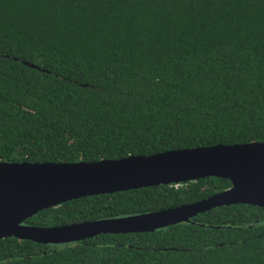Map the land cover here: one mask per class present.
<instances>
[{
  "label": "trees",
  "instance_id": "1",
  "mask_svg": "<svg viewBox=\"0 0 264 264\" xmlns=\"http://www.w3.org/2000/svg\"><path fill=\"white\" fill-rule=\"evenodd\" d=\"M250 142H264V0H0V161ZM230 186L211 176L86 196L23 224L155 212ZM0 264H264V208L65 244L1 238Z\"/></svg>",
  "mask_w": 264,
  "mask_h": 264
},
{
  "label": "water",
  "instance_id": "2",
  "mask_svg": "<svg viewBox=\"0 0 264 264\" xmlns=\"http://www.w3.org/2000/svg\"><path fill=\"white\" fill-rule=\"evenodd\" d=\"M211 176L228 179L230 188L204 200L133 216L54 227L23 224L37 212L70 200ZM233 204L264 208V142L218 144L95 162L0 161V239L65 244L99 234L151 232Z\"/></svg>",
  "mask_w": 264,
  "mask_h": 264
}]
</instances>
